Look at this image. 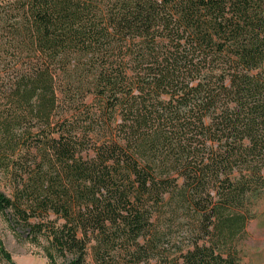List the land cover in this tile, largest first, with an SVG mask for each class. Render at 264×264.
<instances>
[{
	"label": "trees",
	"instance_id": "16d2710c",
	"mask_svg": "<svg viewBox=\"0 0 264 264\" xmlns=\"http://www.w3.org/2000/svg\"><path fill=\"white\" fill-rule=\"evenodd\" d=\"M0 172L49 264H242L264 0H0Z\"/></svg>",
	"mask_w": 264,
	"mask_h": 264
},
{
	"label": "rangeland",
	"instance_id": "374dc122",
	"mask_svg": "<svg viewBox=\"0 0 264 264\" xmlns=\"http://www.w3.org/2000/svg\"><path fill=\"white\" fill-rule=\"evenodd\" d=\"M11 191L7 178L0 172V194L9 197ZM254 213L241 245L242 264H264V199L255 206ZM47 249L45 240L37 238L34 241L26 230L9 223L0 214V264H49ZM87 264H93L90 257Z\"/></svg>",
	"mask_w": 264,
	"mask_h": 264
}]
</instances>
